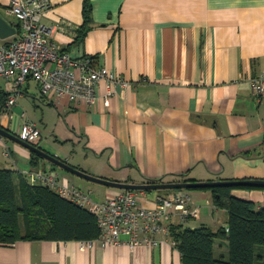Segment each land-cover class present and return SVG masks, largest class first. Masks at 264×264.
<instances>
[{"label":"crops","instance_id":"1","mask_svg":"<svg viewBox=\"0 0 264 264\" xmlns=\"http://www.w3.org/2000/svg\"><path fill=\"white\" fill-rule=\"evenodd\" d=\"M10 1L0 0V15L16 28L6 12ZM90 1L91 20L82 36L84 0H50L42 23L60 50L76 59L90 57L127 85L115 86L106 107L104 81L88 105L44 95L32 78L14 87L0 77V92L16 94V103L0 111V125L17 133L25 121L34 122L40 148L109 180L174 182L181 174L192 181L264 179V103L250 85L251 77L264 73V0ZM13 36L0 38V44ZM31 152L0 137V169H53L45 158L33 166ZM60 169H53L60 179L89 192L96 204L118 190ZM143 191L139 204L148 208L157 196L173 192ZM186 191L200 215L183 226H227V212L214 206L210 191ZM232 194L264 206V188ZM156 238L158 245L133 248L19 240L0 244V264H181L169 235ZM227 253V240H215L214 255Z\"/></svg>","mask_w":264,"mask_h":264},{"label":"built area","instance_id":"2","mask_svg":"<svg viewBox=\"0 0 264 264\" xmlns=\"http://www.w3.org/2000/svg\"><path fill=\"white\" fill-rule=\"evenodd\" d=\"M49 7L50 0L9 2L6 12L17 21L18 26L13 38L6 44H0V77L14 87L32 78L44 95L55 94L69 101L83 100L88 105L96 101L98 83L104 81L102 99L108 107L115 86L127 85V81L107 67L96 66L90 57L76 59L60 50L42 23V17ZM250 85L256 101L264 103V73L251 77ZM15 103L16 94L11 93L5 107L10 108ZM14 134L24 141L35 143L41 136V130L34 122L25 121ZM22 173L31 183L47 185L61 196L96 213L100 235L92 241L82 242L84 245L125 243L131 248L158 245L160 240L156 238L157 235L169 234L172 223L182 224L188 219H198L200 215V208L193 205L185 189L173 190L167 196H157L152 208L139 204L143 190L118 189L104 202L96 204L89 192L64 182L53 169Z\"/></svg>","mask_w":264,"mask_h":264},{"label":"trees","instance_id":"3","mask_svg":"<svg viewBox=\"0 0 264 264\" xmlns=\"http://www.w3.org/2000/svg\"><path fill=\"white\" fill-rule=\"evenodd\" d=\"M83 18L79 36L89 27L90 0H84ZM8 95L0 92V111L6 109ZM33 144L38 146L37 142ZM31 156L33 166L43 159L34 152ZM51 165L53 169L57 167ZM184 176L181 174L173 181L189 180ZM238 188L264 187L233 185L186 189L210 191L212 203L227 212L228 221L226 227L217 229L204 224L191 228L172 223L168 235L181 254V264H264V206L232 194V190ZM99 235L97 215L88 207L61 196L47 185L31 183L22 173L0 169V244L11 245L19 240L87 242ZM217 239L227 240L226 257L214 255Z\"/></svg>","mask_w":264,"mask_h":264},{"label":"water","instance_id":"4","mask_svg":"<svg viewBox=\"0 0 264 264\" xmlns=\"http://www.w3.org/2000/svg\"><path fill=\"white\" fill-rule=\"evenodd\" d=\"M16 28L12 26L5 18L0 15V38H6L15 34ZM0 137L12 139L17 143L28 148L30 151L37 153L48 161L61 167L62 169L81 176L90 181H94L106 186L118 188V189H129V190H159V189H189L197 187H212V186H233V185H249V186H260L264 187V179H234V180H211V181H174V182H150L146 181L143 183H126L114 180L105 179L102 177L90 175L67 162L55 157L54 155L46 152L39 146L24 141L17 137L13 132H10L6 128L0 125Z\"/></svg>","mask_w":264,"mask_h":264},{"label":"rangeland","instance_id":"5","mask_svg":"<svg viewBox=\"0 0 264 264\" xmlns=\"http://www.w3.org/2000/svg\"><path fill=\"white\" fill-rule=\"evenodd\" d=\"M61 171H63L62 169H60ZM22 173V172H21ZM23 174V173H22ZM26 176V175H25ZM28 179V178H27ZM29 180V179H28ZM168 189H160V190H153L154 192H165V191H167ZM152 191V192H153Z\"/></svg>","mask_w":264,"mask_h":264}]
</instances>
